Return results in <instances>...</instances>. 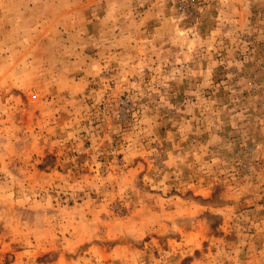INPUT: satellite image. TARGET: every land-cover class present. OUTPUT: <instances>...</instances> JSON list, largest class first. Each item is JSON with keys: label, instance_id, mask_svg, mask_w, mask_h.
<instances>
[{"label": "rangeland", "instance_id": "obj_1", "mask_svg": "<svg viewBox=\"0 0 264 264\" xmlns=\"http://www.w3.org/2000/svg\"><path fill=\"white\" fill-rule=\"evenodd\" d=\"M0 0V264H264V0Z\"/></svg>", "mask_w": 264, "mask_h": 264}, {"label": "built area", "instance_id": "obj_2", "mask_svg": "<svg viewBox=\"0 0 264 264\" xmlns=\"http://www.w3.org/2000/svg\"><path fill=\"white\" fill-rule=\"evenodd\" d=\"M176 9L179 14L191 20V22L194 21L196 14L194 0H179L176 3Z\"/></svg>", "mask_w": 264, "mask_h": 264}]
</instances>
